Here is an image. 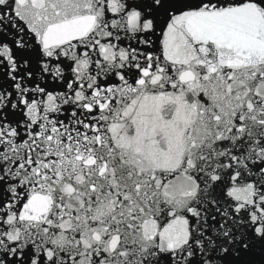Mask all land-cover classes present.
<instances>
[{
  "label": "snow or ice",
  "instance_id": "1",
  "mask_svg": "<svg viewBox=\"0 0 264 264\" xmlns=\"http://www.w3.org/2000/svg\"><path fill=\"white\" fill-rule=\"evenodd\" d=\"M0 264H264V0H0Z\"/></svg>",
  "mask_w": 264,
  "mask_h": 264
}]
</instances>
